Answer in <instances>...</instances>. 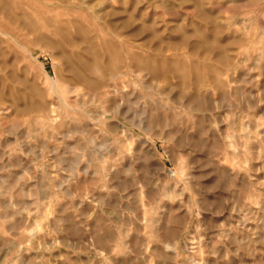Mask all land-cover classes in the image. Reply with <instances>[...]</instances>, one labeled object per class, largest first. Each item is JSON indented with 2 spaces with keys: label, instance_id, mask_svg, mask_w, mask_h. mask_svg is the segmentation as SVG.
Listing matches in <instances>:
<instances>
[{
  "label": "rangeland",
  "instance_id": "374dc122",
  "mask_svg": "<svg viewBox=\"0 0 264 264\" xmlns=\"http://www.w3.org/2000/svg\"><path fill=\"white\" fill-rule=\"evenodd\" d=\"M0 264H264V0H0Z\"/></svg>",
  "mask_w": 264,
  "mask_h": 264
},
{
  "label": "bare ground",
  "instance_id": "6f19581e",
  "mask_svg": "<svg viewBox=\"0 0 264 264\" xmlns=\"http://www.w3.org/2000/svg\"><path fill=\"white\" fill-rule=\"evenodd\" d=\"M27 25H28V23H27Z\"/></svg>",
  "mask_w": 264,
  "mask_h": 264
}]
</instances>
